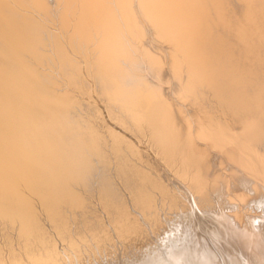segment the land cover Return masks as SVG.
<instances>
[{
    "label": "bare ground",
    "instance_id": "bare-ground-1",
    "mask_svg": "<svg viewBox=\"0 0 264 264\" xmlns=\"http://www.w3.org/2000/svg\"><path fill=\"white\" fill-rule=\"evenodd\" d=\"M86 250L264 264V0H0V264Z\"/></svg>",
    "mask_w": 264,
    "mask_h": 264
},
{
    "label": "rangeland",
    "instance_id": "rangeland-1",
    "mask_svg": "<svg viewBox=\"0 0 264 264\" xmlns=\"http://www.w3.org/2000/svg\"><path fill=\"white\" fill-rule=\"evenodd\" d=\"M237 187H238V186H237ZM239 187H241V186H239ZM239 187H238V188H239ZM231 188H232V187H231ZM242 188H243V187H242ZM242 188H240V190H241ZM236 189H237L236 187H233V190L230 189L229 191H230V193H231L232 191H235ZM243 189H244V188H243ZM240 190L238 189V191H240ZM248 191H249V190H248ZM251 191H253V190H251ZM251 191H249L250 194H251ZM253 192H254V191H253ZM253 192H252V194H253ZM252 194H251V195H252ZM164 227H165V226H164ZM159 231H160V229H159ZM161 231H162V230H161ZM194 231L196 232V235H197V237H199V239L203 238V236H204V237H208V236H207V235H208L207 232L204 231V230H202V229L196 228ZM145 237H146V236H144V237H139V239H141V238H142V239H143V238L145 239V240H144V244H143V241L141 242L142 239L139 240L141 243L138 241V239H135V242H138V244L135 243V242H133V243H134L135 245H137V246H139V244H140V247H141V248H142V247L144 248V246H145V244H146L147 242H151V238H150V240L148 239V241H147V238H148V237H146V238H145ZM205 239H206V238H205ZM207 239H208V238H207ZM118 245H119V246H118ZM118 245H117V246H118L119 248L117 247V249H116V254H118L117 256L120 257V256L122 255V250L120 249L122 246H121L120 244H118ZM129 246H131V244H130ZM87 250H88V249H87ZM87 250H86V251H87ZM86 251H85V256H84V254H83L84 259H82V260L84 261V260L86 259L83 263L90 264V263L94 262V260L98 261V260L101 258V257H99L100 255L97 254V256L99 257V259H98V257H97L96 255H95V256H96L97 259L94 258L95 256L92 257V255H90L89 258L92 257L93 260H92V259H89V258L87 257V254H88L89 251H87V252H86ZM120 251H121V252H120ZM119 252L121 253V255H120ZM86 253H87V254H86ZM89 254H90V253H89ZM95 254H96V253H95ZM119 255H120V256H119ZM83 256H82V258H83ZM108 256H110V255H107V257H108ZM87 259H88L89 261H88ZM91 260H92V262H91ZM101 260H102V259H101ZM101 260H100V261H101ZM100 261H99V262H100ZM83 263H82V264H83ZM75 264H76V263H75Z\"/></svg>",
    "mask_w": 264,
    "mask_h": 264
}]
</instances>
